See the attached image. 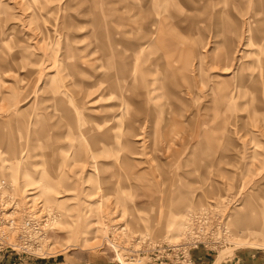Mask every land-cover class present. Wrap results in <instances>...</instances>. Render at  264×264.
Returning a JSON list of instances; mask_svg holds the SVG:
<instances>
[{
  "label": "rangeland",
  "instance_id": "1",
  "mask_svg": "<svg viewBox=\"0 0 264 264\" xmlns=\"http://www.w3.org/2000/svg\"><path fill=\"white\" fill-rule=\"evenodd\" d=\"M212 205L264 255V0H0L6 255L147 264Z\"/></svg>",
  "mask_w": 264,
  "mask_h": 264
},
{
  "label": "built area",
  "instance_id": "2",
  "mask_svg": "<svg viewBox=\"0 0 264 264\" xmlns=\"http://www.w3.org/2000/svg\"><path fill=\"white\" fill-rule=\"evenodd\" d=\"M2 191L6 190V184L3 183ZM5 193V192H4ZM4 195V194H3ZM6 196V195H5ZM5 216L4 214H2ZM10 225L3 220L0 224V251L5 252L11 250L28 252L34 247L39 246L41 238L45 233L43 229L44 223L40 219H33L31 216ZM187 230L185 235L177 242H165L155 245L147 250L137 249L133 254L132 259L142 262L141 254L150 252L147 264H195L192 258V251L200 246L207 248L210 251H217L219 247L226 245L229 228L227 221L224 219V214L219 210L218 205H212L202 210L190 213L187 221ZM5 226V228H3ZM7 226V227H6ZM6 228L18 229L15 240L11 241L14 233H10ZM14 244H19L17 247ZM119 264L121 261H118Z\"/></svg>",
  "mask_w": 264,
  "mask_h": 264
},
{
  "label": "crops",
  "instance_id": "3",
  "mask_svg": "<svg viewBox=\"0 0 264 264\" xmlns=\"http://www.w3.org/2000/svg\"><path fill=\"white\" fill-rule=\"evenodd\" d=\"M217 253L201 246L192 251V258L195 264H264V255L258 250L235 249L233 253L225 256ZM74 259L71 264H114L107 255L103 254L82 255ZM18 260L6 253H0V264H42L37 260L29 263Z\"/></svg>",
  "mask_w": 264,
  "mask_h": 264
},
{
  "label": "bare ground",
  "instance_id": "4",
  "mask_svg": "<svg viewBox=\"0 0 264 264\" xmlns=\"http://www.w3.org/2000/svg\"><path fill=\"white\" fill-rule=\"evenodd\" d=\"M16 155V154H15ZM35 192H30V194L29 195H33ZM34 198H30L29 200L30 201H32ZM35 200V199H34ZM171 243H173V242H171Z\"/></svg>",
  "mask_w": 264,
  "mask_h": 264
}]
</instances>
